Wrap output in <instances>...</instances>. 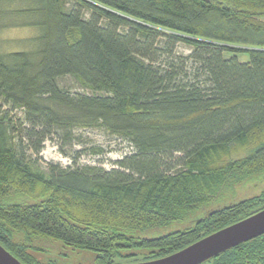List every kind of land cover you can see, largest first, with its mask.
<instances>
[{
    "label": "trees",
    "instance_id": "16d2710c",
    "mask_svg": "<svg viewBox=\"0 0 264 264\" xmlns=\"http://www.w3.org/2000/svg\"><path fill=\"white\" fill-rule=\"evenodd\" d=\"M3 26L32 31L0 50V243L23 264H61L36 239L154 261L264 207V0H0ZM204 264H264V235Z\"/></svg>",
    "mask_w": 264,
    "mask_h": 264
},
{
    "label": "rangeland",
    "instance_id": "374dc122",
    "mask_svg": "<svg viewBox=\"0 0 264 264\" xmlns=\"http://www.w3.org/2000/svg\"><path fill=\"white\" fill-rule=\"evenodd\" d=\"M32 35V31L24 28H12V27H4L0 28V50L9 51V50H18L22 48V44H20L21 39L28 38V36ZM178 51L184 54H188L190 49L184 45H180ZM249 59L248 56H240V60L242 62H247ZM59 83L62 87L71 90L72 92H87L86 89L82 88L80 83L71 76L63 77L59 79ZM84 137L90 139L92 141H96L99 144L108 146L113 144L111 139L106 136L103 131H87L84 132ZM111 142V143H110ZM117 144L114 143L112 148L116 149ZM121 152L115 151L113 153H108L107 158L111 160H116L122 157L127 150L124 147H118ZM40 159L42 163L46 164L48 162H61L63 165L70 164L69 159L64 158L58 148L54 146L52 143H47L46 148L40 155ZM93 159H84V163H91ZM110 166V164H108ZM262 191L261 186L258 188H254L253 186L246 187L244 189H239L236 200H240L243 198H248L255 194H260ZM212 209V207L205 208L204 211H200L197 214L193 215L191 219L172 225L170 228L166 229L163 234L170 233L174 230H182L194 225V221L197 218H201L206 216V214ZM19 238V237H18ZM17 238V239H18ZM61 244V243H60ZM52 241L50 239H36L33 242L34 252H36V257L42 261H56L61 264H92L95 258L94 253L90 251L76 250L70 247H66L63 244ZM133 264V263H128Z\"/></svg>",
    "mask_w": 264,
    "mask_h": 264
},
{
    "label": "water",
    "instance_id": "95a60500",
    "mask_svg": "<svg viewBox=\"0 0 264 264\" xmlns=\"http://www.w3.org/2000/svg\"><path fill=\"white\" fill-rule=\"evenodd\" d=\"M264 235V207L168 257L135 264H204ZM0 264H23L0 243Z\"/></svg>",
    "mask_w": 264,
    "mask_h": 264
}]
</instances>
